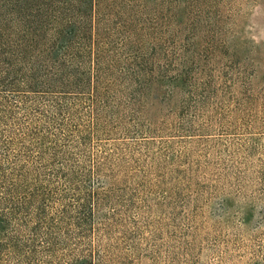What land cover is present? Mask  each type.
Returning <instances> with one entry per match:
<instances>
[{"label": "trees", "instance_id": "16d2710c", "mask_svg": "<svg viewBox=\"0 0 264 264\" xmlns=\"http://www.w3.org/2000/svg\"><path fill=\"white\" fill-rule=\"evenodd\" d=\"M207 1L0 0V264L134 262L127 142L203 102L176 37Z\"/></svg>", "mask_w": 264, "mask_h": 264}, {"label": "rangeland", "instance_id": "374dc122", "mask_svg": "<svg viewBox=\"0 0 264 264\" xmlns=\"http://www.w3.org/2000/svg\"><path fill=\"white\" fill-rule=\"evenodd\" d=\"M197 8L176 42L200 67L203 102L183 118L164 109L158 132L127 142L138 177L117 188L131 183L133 201L112 237L132 264H264V0Z\"/></svg>", "mask_w": 264, "mask_h": 264}]
</instances>
